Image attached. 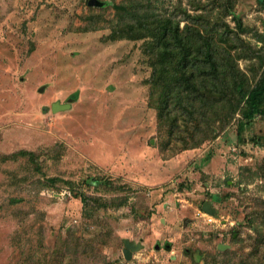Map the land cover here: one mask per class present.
I'll return each instance as SVG.
<instances>
[{
	"label": "rangeland",
	"instance_id": "obj_1",
	"mask_svg": "<svg viewBox=\"0 0 264 264\" xmlns=\"http://www.w3.org/2000/svg\"><path fill=\"white\" fill-rule=\"evenodd\" d=\"M88 1L0 0V264H264V115L180 151L193 130L158 120L153 24L115 8L147 0ZM229 1L264 56V0Z\"/></svg>",
	"mask_w": 264,
	"mask_h": 264
},
{
	"label": "trees",
	"instance_id": "obj_2",
	"mask_svg": "<svg viewBox=\"0 0 264 264\" xmlns=\"http://www.w3.org/2000/svg\"><path fill=\"white\" fill-rule=\"evenodd\" d=\"M126 1L132 4V0ZM140 7L137 3L127 10L115 8L124 12V26L153 24V50L161 61L159 70L153 72L154 86L160 87L158 120L160 117V121L170 122V135L178 132L175 126L180 128V122L185 129L193 130L191 146L184 145L180 151L198 148L211 140L215 131L225 130L235 115L240 117L239 130L264 115V56L241 38V22L233 14L231 1L208 0L191 15L177 7L166 15L157 13L151 0L146 1L142 12ZM214 11L219 15L210 17ZM180 13L186 18H178ZM228 17L235 23L234 28L228 24ZM239 62H247L244 69ZM199 131L204 135L196 140ZM85 183L94 189L106 185L92 178Z\"/></svg>",
	"mask_w": 264,
	"mask_h": 264
},
{
	"label": "water",
	"instance_id": "obj_3",
	"mask_svg": "<svg viewBox=\"0 0 264 264\" xmlns=\"http://www.w3.org/2000/svg\"><path fill=\"white\" fill-rule=\"evenodd\" d=\"M104 3L100 2L98 0H89L88 6L90 7H101ZM72 102V99H68L66 104L60 105L58 103H55L52 105V111L56 112L58 110H67L70 107V103ZM202 211L213 217L215 214V209L212 208V206L209 203H204L202 205ZM142 248L141 244H135L132 241H129L127 239L123 240V249H122V256L125 261H130L132 259L133 253L139 251ZM218 250L222 251L225 250L223 245L218 246Z\"/></svg>",
	"mask_w": 264,
	"mask_h": 264
},
{
	"label": "built area",
	"instance_id": "obj_4",
	"mask_svg": "<svg viewBox=\"0 0 264 264\" xmlns=\"http://www.w3.org/2000/svg\"><path fill=\"white\" fill-rule=\"evenodd\" d=\"M209 218V217H208Z\"/></svg>",
	"mask_w": 264,
	"mask_h": 264
}]
</instances>
